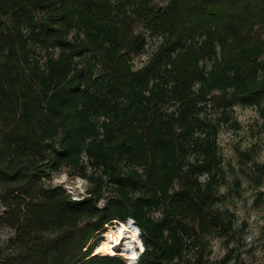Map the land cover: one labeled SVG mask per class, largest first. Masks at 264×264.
<instances>
[{"label":"trees","instance_id":"1","mask_svg":"<svg viewBox=\"0 0 264 264\" xmlns=\"http://www.w3.org/2000/svg\"><path fill=\"white\" fill-rule=\"evenodd\" d=\"M166 1L0 0V264H126L95 237L128 219L132 264H205L232 238L218 134L238 104L264 129V0ZM63 167L81 198L51 184Z\"/></svg>","mask_w":264,"mask_h":264},{"label":"rangeland","instance_id":"2","mask_svg":"<svg viewBox=\"0 0 264 264\" xmlns=\"http://www.w3.org/2000/svg\"><path fill=\"white\" fill-rule=\"evenodd\" d=\"M162 5L166 0H156ZM158 39L148 37L146 51L133 60L138 67L146 60L155 47ZM233 117L239 126L222 125L218 134L219 149L223 159V182L220 187L219 203L228 208L234 217L232 238L211 236L205 250V264L217 262L231 249L233 257L244 261V264H264V174L253 168V160L264 162V129L262 118L255 107L238 104L234 107ZM247 153V154H246ZM251 157L253 159H251ZM53 185H62L74 199H79L89 187L88 181L81 176L69 174L63 167L53 175ZM101 200L100 204H103ZM3 208L0 206V211ZM131 225L135 223L129 221ZM120 223L109 224L97 234L98 253L105 255L106 248L113 243L108 233L119 227ZM125 231L121 245L114 248L110 255L125 259L132 264L142 252V239L137 242L132 232ZM13 230L7 226L0 228V242L6 246ZM230 239V240H229ZM232 239V240H231ZM233 261V260H232ZM232 263V262H231Z\"/></svg>","mask_w":264,"mask_h":264},{"label":"bare ground","instance_id":"3","mask_svg":"<svg viewBox=\"0 0 264 264\" xmlns=\"http://www.w3.org/2000/svg\"><path fill=\"white\" fill-rule=\"evenodd\" d=\"M125 231L132 232V234L135 237L137 242L141 241V239L139 238V235H138L139 227L136 225H131L130 222L123 221V222H121V224H119V227L117 229L112 230L108 233L110 239L112 240L111 242L113 243V245L108 246L106 248L105 254L110 255L112 253H115L114 248H117L121 245V240L123 238Z\"/></svg>","mask_w":264,"mask_h":264},{"label":"built area","instance_id":"4","mask_svg":"<svg viewBox=\"0 0 264 264\" xmlns=\"http://www.w3.org/2000/svg\"><path fill=\"white\" fill-rule=\"evenodd\" d=\"M131 220H132V219H131ZM134 225H135V224H134ZM139 233H140V230H139ZM139 233H138V234H139ZM142 250H143V249H142Z\"/></svg>","mask_w":264,"mask_h":264}]
</instances>
